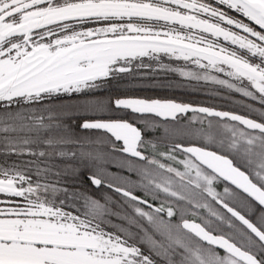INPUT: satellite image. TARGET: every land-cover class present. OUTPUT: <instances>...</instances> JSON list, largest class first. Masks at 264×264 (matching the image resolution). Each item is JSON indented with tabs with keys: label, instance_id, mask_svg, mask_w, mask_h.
I'll return each instance as SVG.
<instances>
[{
	"label": "snow or ice",
	"instance_id": "1",
	"mask_svg": "<svg viewBox=\"0 0 264 264\" xmlns=\"http://www.w3.org/2000/svg\"><path fill=\"white\" fill-rule=\"evenodd\" d=\"M0 264H264V0H0Z\"/></svg>",
	"mask_w": 264,
	"mask_h": 264
}]
</instances>
